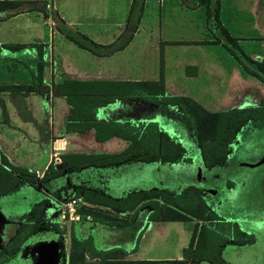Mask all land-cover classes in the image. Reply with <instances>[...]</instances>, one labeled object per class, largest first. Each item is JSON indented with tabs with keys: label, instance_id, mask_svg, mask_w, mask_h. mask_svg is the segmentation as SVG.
<instances>
[{
	"label": "crops",
	"instance_id": "0c3cea01",
	"mask_svg": "<svg viewBox=\"0 0 264 264\" xmlns=\"http://www.w3.org/2000/svg\"><path fill=\"white\" fill-rule=\"evenodd\" d=\"M21 1L31 2L30 7H35L36 9H23V11L9 16L6 14L7 11H0V85H29L31 89L28 91L0 90V153L11 166L22 168L28 173L34 174L38 184H43L44 187H47L45 188L46 191L43 192L46 196H51L49 187L60 185L62 180L67 182L70 179L72 184L81 183L82 181H79L76 176H82L83 173L90 175L89 179H85L84 183H91L92 186L96 185L91 182L93 178L91 176L100 174L99 179L102 183L98 187H104L103 190L106 196L115 198L122 195V193H108L109 189L106 184L109 179L107 180V173H105L107 170L115 171L127 164L140 166L157 163H139L129 159L115 162V159L125 156L136 145V141H132L127 135L109 133L111 132L109 127H118L124 133L125 129L120 126L123 122L132 124L146 121L156 122L154 115L150 116L142 109H148V113H150L152 110L150 106L159 105H153L140 98L115 99L110 103L106 102L96 106L95 109L88 102L79 111H76L64 95L56 92V85L64 80H72L96 83V87L102 89L107 87L110 82H121L122 86L129 88H135V85L130 84L129 86V83L158 82L164 96L188 97L207 110L205 98H203L205 95L203 86L213 85L221 78L223 75H221V69L225 68L227 59L231 57L223 44L226 40L222 34L221 27L225 29L229 37L235 40L229 32L228 18H223L222 16L226 0H217V22L220 27L216 25L217 22L212 17L215 0H210L209 8L211 12L209 15H207L203 5L191 4L190 1L155 0L158 3V12L161 14V18H159L160 29L155 41L149 43L150 46L152 45V51H147L150 54L148 57L141 56L142 53H146L141 49L132 57L126 55L129 43L139 32L137 24L140 15L132 10L134 0H127L129 5L128 14L124 20L123 31H121V34L124 32L126 40H121L119 43H114L112 42L113 40L105 41L104 43L93 41L84 33H79L74 29V26L80 24L81 19L66 17L63 12L55 9L54 2L51 0ZM41 1L46 2L44 10L53 11L56 14L55 19L45 14L43 9H39ZM253 1H255L254 12L257 15H261V19L264 20V0ZM235 6L236 3L233 7ZM85 17L87 18L86 24L107 25L103 18L93 20L94 16L91 12H88ZM58 25L69 34H81L98 45L99 47L95 49L96 53L80 47L70 40L65 33L56 28ZM132 26L134 27L133 30H131ZM246 37L260 38L264 37V33ZM62 39L67 41V44H63ZM171 46L186 47L172 49L169 48ZM189 46L201 47L198 50L201 53L193 50L196 52L194 53L188 48ZM203 51H206V53ZM262 57H264V53ZM170 68L171 72H169ZM172 69L176 70V72ZM257 80L262 87V93L258 97L259 103L257 105L247 106V103H244L246 100L244 101L245 98H243L238 103H230L222 111L259 106L264 86L259 79ZM177 81L183 82L184 88L178 87ZM171 109L175 111L174 108L171 107ZM262 122L264 128V121ZM68 125L71 126L68 128ZM157 125L160 130H163L179 142V139L173 136L172 127L164 124V126H160L158 123ZM248 125L249 123L244 127ZM54 140L60 141L61 145H63L60 155H95L99 157V160L93 159L78 168L67 167L63 163L62 169L58 168L56 166L61 164V159L56 164L52 163L51 159V148ZM76 142H78L79 146L76 145ZM67 145H71V148L67 149ZM30 149H41V152L40 154L37 152L32 154ZM36 156L39 158H36ZM96 160L100 162H94ZM36 161L40 164L38 167L35 165ZM29 164L34 167L29 166ZM51 164L55 165V169L62 170L60 175L48 177V168ZM200 169H203L201 162L197 175L200 176L198 178L202 179L204 176L200 173ZM73 196L81 197V195L75 194ZM81 199L93 205L82 197ZM207 206L214 209L218 216L223 218L218 212L219 204H216V206L207 204ZM102 207L107 209V214L109 215L115 216L118 214L120 216L115 217L119 219H126L127 217L126 221L128 224L125 226L107 225L108 228H113L117 231L118 240L105 248L120 247L126 251L124 258L130 260L149 258L133 257V253L138 248L137 241L141 238V232L146 229L149 223H165L167 225L168 223L180 221H149L145 213L140 215L135 212V208L132 210H119L107 206ZM223 219L234 221L239 225L236 219ZM138 221L143 229L138 233L135 248L132 251L131 248L134 245L127 244L126 240H123L126 237L122 236L123 238H120V233L131 229L134 227L135 222ZM184 221L194 222L193 231L196 222L197 231L201 224H208L205 221L195 219ZM207 226L210 228L209 225ZM240 229L242 228L240 227ZM242 230L247 232L244 229ZM193 231L190 233L188 242ZM254 245L255 241L241 246L224 243L219 246L218 257L223 264H236L228 259L227 253H239L242 249L254 247ZM186 246V244H180L176 248L175 258L165 257L159 259V257H156L157 259L150 260L185 259L187 264H191L192 251L186 255L183 254V249ZM254 249H251V254L257 253V250ZM260 260L256 264H264L262 262L264 255L260 256ZM202 263L211 264L207 261H197L195 264Z\"/></svg>",
	"mask_w": 264,
	"mask_h": 264
},
{
	"label": "rangeland",
	"instance_id": "374dc122",
	"mask_svg": "<svg viewBox=\"0 0 264 264\" xmlns=\"http://www.w3.org/2000/svg\"><path fill=\"white\" fill-rule=\"evenodd\" d=\"M51 1L54 2L55 9L63 12L66 17L81 19V23L74 26V29L79 33H84L91 40L103 43L112 40L114 43H119L121 40H126L124 32L121 34V31H123L124 20L128 14L129 5L127 0ZM235 3L236 6L233 7ZM254 5L255 1L253 0L251 2L250 0H230L229 3L226 0L222 16L228 18L229 32L235 38L239 50L248 58L263 62L264 37H246L264 33V20L261 19V15L254 12ZM132 10L140 15L137 24L139 32L129 43L126 55L132 57L141 49L146 52L142 53L141 56L148 57L150 54L147 51H152V45L150 46L149 43L155 41L160 29L159 18H161V14L158 12V3L155 0H145L144 2L143 0H134ZM88 12H91L94 16L93 20L103 18L107 25L86 24L87 18L85 16ZM78 16L80 17L77 18ZM62 42L67 44L64 39H62ZM145 47L151 48L145 49ZM185 47L171 46L169 48ZM188 48L198 52L201 47L189 46ZM195 51L193 52L196 53ZM203 52L206 53V51ZM198 53H201V51ZM224 67L221 69V75H223L217 82L210 86H203L205 89L203 98H205L207 110L222 111L230 103H238L243 98H245L244 103H247V106L257 105L259 103L258 97L262 93L259 81L254 76L246 73L233 56L227 59ZM173 71L176 72V70ZM169 72H171V68ZM177 86L184 88V83L177 81ZM150 108L152 109L151 112L149 111L150 113H148V109L142 110L150 116L154 115L155 121L160 126L168 125L172 127L173 136L179 139L186 151V160L171 165L143 164L136 166L127 164L115 171L107 170L105 173H107V180L109 179L106 184L109 189L108 193L127 194L131 193L132 190L139 192L138 190L141 189L151 190L156 187L153 190H156L161 197H170V199L185 206L189 203L188 196L178 197L182 193V189L189 185L201 187L207 193V197L203 195L206 204L214 206L219 204V215L225 219H236L242 229L255 237L254 247L242 249L239 253L229 252L227 253L228 259L236 264H256L260 262V256L264 255L263 122L252 121L248 126L242 128L237 134V142L229 146L231 151L224 162L221 165L213 166L211 171L200 169L202 176H205L204 179H201L197 175L200 165L198 149L193 144L191 134L180 119L179 113L176 110L173 111L170 106H150ZM76 145L79 146L78 142H76ZM68 148H71V145H67ZM30 151L32 154H34L33 152L40 154L41 149H30ZM36 158L39 157L36 156ZM35 165L38 167L40 164L36 161ZM29 166L32 165L29 164ZM89 176L83 173L82 176L78 175L76 177L79 181L85 182V179H89ZM99 176L100 174L91 176L93 177L91 182L96 186H101ZM45 188L47 187H44L43 184H38V188L24 185L10 195L0 196L1 243H7V239L15 234L31 205L44 195ZM73 195L72 189H68L62 200L74 197ZM161 197L159 202L162 203L163 199ZM49 198L51 199L52 196H49ZM133 200L132 198L125 199L121 203ZM51 201L48 203L45 218L55 223L59 229V232L56 233L62 247L61 264H67L69 229L73 220H69L67 217L62 218L59 213V201H55L53 198ZM92 209L108 212L107 209L98 205H92ZM145 209L143 207L139 208L137 213L141 215L145 212ZM140 225L139 221L135 222L134 227L120 233V238L124 236L126 238L123 240H126L127 244L135 245L138 233L143 229ZM193 226V221H179L167 225L165 223H149L146 229L141 232V238L137 241L138 248L133 253V257H149L148 259H157L156 257H159V259L165 257L175 258L176 248L180 244H188ZM139 227L140 229L137 230ZM116 233L115 229L108 228L107 225L95 224L92 232L93 243L96 247L106 249V246L118 240ZM251 249L257 250V253L251 254ZM28 259V251L25 253V250H23L16 255L13 261L5 264H32V261ZM85 259L87 262L94 264L98 260L97 257L91 258L88 255Z\"/></svg>",
	"mask_w": 264,
	"mask_h": 264
},
{
	"label": "trees",
	"instance_id": "16d2710c",
	"mask_svg": "<svg viewBox=\"0 0 264 264\" xmlns=\"http://www.w3.org/2000/svg\"><path fill=\"white\" fill-rule=\"evenodd\" d=\"M185 1H190L191 4L203 5L207 15L211 12L209 8L210 0ZM214 2L215 7L212 17L217 22L218 1L215 0ZM30 4L31 2L21 0H0V11H7L6 14L9 16L23 11V9H36L35 7H30ZM40 4L39 9L44 10L46 2L41 1ZM48 11L44 10V13L55 19L56 14L53 11ZM216 25L220 27L218 22ZM56 28L65 33L70 40L80 47L96 53L95 49L99 46L88 38L78 33L69 34L59 25ZM133 28L132 26L131 30ZM221 31L226 40L223 44L228 53L240 63L246 73L259 79L264 86V62L255 61L245 56L237 47L236 41L228 36L225 29L221 27ZM121 84V82H110L107 84V87L100 89L96 87V83L64 80L56 85V92L64 95L76 111H79L88 102L95 109L96 106L105 104L106 102L110 103L115 99L124 100L133 98L146 100L153 105L174 108L179 113L183 124L188 128L192 141L198 148L201 167L205 168H210L224 162L231 151L230 144L237 142V134L246 124L252 121H264V89L261 103L257 107L210 112L188 97L164 96L158 82L128 84L129 86L130 84L135 85V88L124 87ZM30 89L31 86L29 85H0V90L28 91ZM70 126L68 125V128ZM120 126L125 129L124 133L118 127L113 126L109 127V130H111L109 133L127 135L132 141H136V145L125 156L115 159V162L117 160L129 159L139 163L171 165L186 160L184 147L169 134L160 130L156 122L146 121L138 122L137 124L123 122ZM98 158L95 155L61 154L60 163L61 165L64 163L67 167L78 168ZM61 169H55V165L51 164L48 168V177L60 175ZM34 177V174H30L22 168L11 166L0 153V196L10 195L24 185L38 188V182ZM103 188L92 186L91 183L85 184L84 182L72 184L70 179H68L67 182L62 180L60 185L50 187V193L55 201H61L66 195L67 190L73 189L75 195H81L84 200L96 206H107L119 210H132L135 208V212L143 207L144 209L146 208L144 213L149 221H184L195 219L207 222L210 228L205 224H201L198 231L197 222L195 223L193 234L187 246L183 249V254L185 255L192 251L191 264H195L197 261L223 264L218 257L220 245L232 243L241 246L255 241L253 234L240 229L239 225L234 221L224 220L218 216L214 209L209 208L203 199L202 190L197 186H185L182 189V193L178 195L179 198H184L185 195L188 196L189 203L185 206L170 199V197H161L153 189L138 190L139 192L132 190L131 193L112 198L105 195ZM160 197L163 199L162 203L159 202ZM130 198L134 200L121 203V201L125 199L129 200ZM51 199L49 196H43L31 205L26 213L25 220L11 242L6 243L3 250L0 251V264L13 258L20 250L23 241L37 229L43 227L46 230H50L52 228L55 232H59L57 225L45 218V209L48 203L52 202ZM79 213V219L72 221L69 229L67 264H94L86 261V255L91 258L97 257L98 260L95 264H187L185 259L130 260L124 258L126 251L120 247L106 249L96 247L92 239L95 224L125 226L128 222L109 215L104 211L93 210L92 208L79 210ZM87 215L89 218H86ZM134 248L135 245L131 250L133 251Z\"/></svg>",
	"mask_w": 264,
	"mask_h": 264
},
{
	"label": "flooded vegetation",
	"instance_id": "af4514ba",
	"mask_svg": "<svg viewBox=\"0 0 264 264\" xmlns=\"http://www.w3.org/2000/svg\"><path fill=\"white\" fill-rule=\"evenodd\" d=\"M202 168L204 169V171H206V170L207 171H210V169H211V167L210 168L202 167ZM204 177L202 179H204ZM199 188L202 190L203 195L206 196L207 193L203 191V188H201V187H199ZM24 220H25V218H24ZM23 221L19 224L18 229L21 227ZM17 230H16L15 234L17 233ZM14 235L13 236H10L7 239L8 240L7 243L11 242L12 238L14 237ZM1 240H2V238H1ZM45 241H50V243H52L53 246H56L57 252H60V257H59V260H58L57 264H61V258H62L61 242L59 241V239L57 237V233L52 228L50 230L49 229L46 230L43 227H41V228L37 229L35 232H33L32 234H30L23 241V243L21 245V248L16 253V255L20 251L25 250V253H27V251H28V254H29V259L28 260H31L32 261V264H34L37 261V259L39 258L40 253L42 251H44V249L46 248V245L47 244H45V246H44ZM42 243H43V249L40 246V244H42ZM5 244L6 243H3V242L1 243L2 247H1L0 251L3 250V247H4ZM16 255L13 258H11L9 261L3 262L1 264H5V263H8L10 261H13L15 259Z\"/></svg>",
	"mask_w": 264,
	"mask_h": 264
},
{
	"label": "built area",
	"instance_id": "2783aa9c",
	"mask_svg": "<svg viewBox=\"0 0 264 264\" xmlns=\"http://www.w3.org/2000/svg\"><path fill=\"white\" fill-rule=\"evenodd\" d=\"M63 145L58 140L53 141L52 151H51V159L52 163L60 162V151L62 150ZM59 213L61 217H67L69 220L77 221L80 217L79 210H83L86 208H92V205L86 203L81 199V197H69L65 200L59 201ZM86 218H89L87 215Z\"/></svg>",
	"mask_w": 264,
	"mask_h": 264
},
{
	"label": "water",
	"instance_id": "95a60500",
	"mask_svg": "<svg viewBox=\"0 0 264 264\" xmlns=\"http://www.w3.org/2000/svg\"><path fill=\"white\" fill-rule=\"evenodd\" d=\"M264 62V60H263ZM58 168H61V164H57ZM2 220V218H0ZM46 245V248L44 251H42L39 255V258L34 264H57L59 257H60V252H57L56 246H53L50 241H45L44 246ZM41 248L43 249V243L40 244ZM2 247L1 245V237H0V248Z\"/></svg>",
	"mask_w": 264,
	"mask_h": 264
}]
</instances>
